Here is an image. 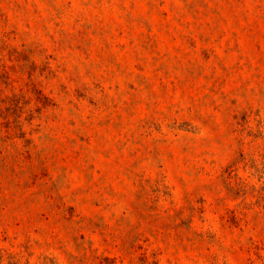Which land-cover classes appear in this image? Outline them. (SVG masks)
Segmentation results:
<instances>
[{"label":"rangeland","instance_id":"obj_1","mask_svg":"<svg viewBox=\"0 0 264 264\" xmlns=\"http://www.w3.org/2000/svg\"><path fill=\"white\" fill-rule=\"evenodd\" d=\"M264 264V0H0V263Z\"/></svg>","mask_w":264,"mask_h":264},{"label":"trees","instance_id":"obj_2","mask_svg":"<svg viewBox=\"0 0 264 264\" xmlns=\"http://www.w3.org/2000/svg\"><path fill=\"white\" fill-rule=\"evenodd\" d=\"M1 264V263H0ZM10 264H15L14 262H10Z\"/></svg>","mask_w":264,"mask_h":264}]
</instances>
